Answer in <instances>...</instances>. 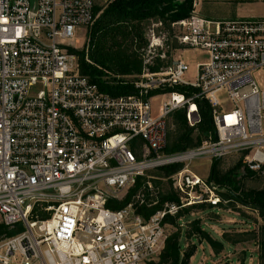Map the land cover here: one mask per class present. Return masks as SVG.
I'll return each instance as SVG.
<instances>
[{"label":"built area","instance_id":"2783aa9c","mask_svg":"<svg viewBox=\"0 0 264 264\" xmlns=\"http://www.w3.org/2000/svg\"><path fill=\"white\" fill-rule=\"evenodd\" d=\"M96 5L0 0V224L15 232L0 236V264H144L164 249L169 217L180 224L194 215L186 209L222 201L218 186L190 169L192 161L238 154L242 174L264 180V17L207 19L192 0L189 16L171 25L183 30L179 47L207 55L194 80L181 58L151 70L164 56L157 55L144 61L133 93L111 96L80 73L70 50L88 28L84 59L91 62ZM151 37L150 49L159 41ZM176 86L195 91L186 96ZM195 99L210 105L214 140L165 152L172 112L184 108L190 126L200 122ZM162 179L178 201L144 214L160 203ZM138 180L127 204L107 206Z\"/></svg>","mask_w":264,"mask_h":264},{"label":"trees","instance_id":"16d2710c","mask_svg":"<svg viewBox=\"0 0 264 264\" xmlns=\"http://www.w3.org/2000/svg\"><path fill=\"white\" fill-rule=\"evenodd\" d=\"M192 9V0H112L100 13V8L96 5L94 13L98 16L91 27L89 33L88 55L91 62L84 59V51L71 48V52L79 55L80 73L89 77L99 90L111 96L127 95L134 92L133 85L129 81L116 79L109 72L115 75L139 73L143 64L138 54L133 51L134 39L143 41L144 24L153 19L166 26L189 16ZM139 47H141L139 45ZM169 64V63H168ZM167 64V65H168ZM163 63L156 58L151 70H156ZM105 70V71H104ZM175 91L190 96L195 89L190 86H176ZM200 116V122L195 126H190L186 119V109L182 108L172 112L168 119L173 129L168 133V144L165 152H176L190 147L199 146L204 140H214L216 133L211 119V109L204 99H195ZM219 159H213L209 180L224 190L220 191L222 199L235 201L242 205H247L257 209L264 218V187L260 190L243 191L238 177V167L241 165V157L238 165L228 171L221 173L216 170ZM180 164L164 167L162 173L168 176L171 172L180 168ZM244 176L252 177L255 173L247 171ZM170 184V182H169ZM140 185V180L128 190L121 200H109L107 206L112 209L122 208L130 200L132 194L136 192ZM166 200L178 201V196L169 185L166 193L161 195L160 203L149 210H142L144 214H150L160 208ZM206 205L197 206L199 209ZM211 206V205H209ZM213 207V206H212ZM189 212L190 209H186ZM201 218H194L190 221L191 229L187 230V237L205 239L215 252H219L224 247L225 241L222 239H211L209 234L200 224ZM170 223H176V218L169 217ZM14 231H9L6 226L0 224V236L11 235ZM258 238V250L261 264H264V224L261 226ZM180 235L174 233L165 242L161 264H189L190 258L195 254L196 246L181 254Z\"/></svg>","mask_w":264,"mask_h":264},{"label":"rangeland","instance_id":"374dc122","mask_svg":"<svg viewBox=\"0 0 264 264\" xmlns=\"http://www.w3.org/2000/svg\"><path fill=\"white\" fill-rule=\"evenodd\" d=\"M111 1L112 0H97V6L100 8L99 13ZM155 23L156 21L153 19L145 22L144 40L140 41L139 38L134 39L133 51L141 58L143 65L145 60L154 59L157 55H164L158 56V59H160L163 65H167L174 59H184L189 65L186 78L188 80H194L196 63L207 60V55L199 50L178 46L177 36L183 31L181 27L172 25L166 26L164 24L156 26ZM89 31H91V29H89ZM152 31L155 34V38H159V41L156 40L155 42L158 46L150 49L149 44L150 41H152ZM87 32L88 28L81 27L79 35L70 40V45L75 47L74 49L76 50L85 51L88 43ZM139 45L141 47H139ZM140 72L121 75H115L109 72V74L116 76V79H123V81L132 83L137 79ZM160 100V98H157L152 101L155 109H158ZM224 107L225 110H230L233 107L228 98L224 102ZM167 122L169 131H171L173 126L170 124L169 119ZM239 160L240 157L238 154L220 158L216 170L224 173L231 168H235ZM212 164L213 160L200 158L191 162L190 169L201 177L207 178L211 172ZM237 169L239 173L238 177L240 178V186L243 191H255L264 187V180L258 175L252 177L244 176L242 174V165ZM161 174L162 172L156 173L157 177L164 176ZM156 181L159 182L156 184L160 188L161 196L166 193L170 184L165 179ZM212 182L214 183V180ZM220 191L224 193V190L218 186L217 192L219 195ZM190 212H194V215H189L188 213L182 223L175 225L170 223L167 227V238L172 237L174 233L180 235L179 242L182 247L181 254L190 249L192 245L196 246L195 254L190 258L189 264H261L258 250V233L261 226L264 224V218L257 209L247 205H241L233 200L227 201L222 199L221 203L217 206L212 207L206 205L204 208L200 209L194 207L190 209ZM197 217L201 218L200 224H202L203 229L209 234L211 239H215L216 237L223 241H225L224 238L227 239V241L224 242L223 249L218 253L213 250L212 246L205 241V239H200L198 236L196 238L187 237L186 231L191 229L190 221ZM162 251L159 255L144 264H161Z\"/></svg>","mask_w":264,"mask_h":264},{"label":"crops","instance_id":"0c3cea01","mask_svg":"<svg viewBox=\"0 0 264 264\" xmlns=\"http://www.w3.org/2000/svg\"><path fill=\"white\" fill-rule=\"evenodd\" d=\"M196 11L207 19L264 17V0H195ZM219 239L218 237H216Z\"/></svg>","mask_w":264,"mask_h":264}]
</instances>
